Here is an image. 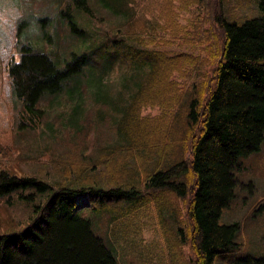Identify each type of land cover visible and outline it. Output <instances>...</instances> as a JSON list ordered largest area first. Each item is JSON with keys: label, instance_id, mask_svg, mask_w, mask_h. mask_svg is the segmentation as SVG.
<instances>
[{"label": "trees", "instance_id": "1", "mask_svg": "<svg viewBox=\"0 0 264 264\" xmlns=\"http://www.w3.org/2000/svg\"><path fill=\"white\" fill-rule=\"evenodd\" d=\"M70 1L89 11L86 0ZM98 1L121 14L117 30L135 19L132 0ZM192 1L207 8L219 0ZM256 7L258 14L242 21L215 15L222 40L210 50L215 59L211 75L206 74L207 60L150 46L138 30L106 36L101 43L105 71L122 82L114 93L100 87L96 101L89 94L95 103L118 112L113 118L120 139L117 151L130 158L109 157L103 163L117 170L108 187L101 182L56 184L0 167V198L28 209L12 227L0 228V264H118L114 251L93 230L94 215L87 209L105 206L129 212L154 192L169 204L164 208L170 212L168 226L177 236H183L184 226L175 214V198H190L186 213L193 256L187 264H214L217 256L238 245V222H220L219 216L239 185H252L250 180L243 183L236 170L242 173V162L264 143V0H256ZM70 28L88 34L72 21ZM21 49L20 59L7 63L8 75L15 98L35 121L41 117L37 104L42 95L64 94L69 83H80L81 74L97 70L87 64L92 52L72 51L57 66L43 51L29 45ZM83 89L69 95L75 112ZM146 103L156 104L158 112L143 114ZM83 195L89 206L81 205ZM262 209L264 200L258 206ZM250 261L264 264V249L255 258L247 256L245 264Z\"/></svg>", "mask_w": 264, "mask_h": 264}, {"label": "rangeland", "instance_id": "2", "mask_svg": "<svg viewBox=\"0 0 264 264\" xmlns=\"http://www.w3.org/2000/svg\"><path fill=\"white\" fill-rule=\"evenodd\" d=\"M132 1L135 19L117 30L121 14L113 13L98 0H86L89 11L75 7L70 0H0V167L17 174H35L56 184L101 182L111 186L117 170L103 163L109 157H130L117 151L120 139L113 118L118 112L95 103L89 94L102 95V86L112 88L114 93L122 82V78H112L105 71L101 43L106 36L138 30L141 40L150 46L207 60L206 74L211 75L215 59L210 50L219 47L222 40L215 15L242 21L258 14L256 0H219L207 8L192 0ZM70 21L88 34L74 32ZM23 45L47 53L57 66L72 51L92 52L87 64L97 66V70L93 75L81 74L78 84L69 83L66 94L42 95L37 104L41 117L32 120L15 98L7 69L10 59H20ZM81 86L84 97L79 112H75L69 95ZM158 109L156 104L146 103L141 112L156 114ZM242 163L244 171L236 173L243 183L250 180L252 185H239L219 216L220 222H238V245L217 256L214 264H245L247 256L255 258L264 249V209L258 210L264 200V143ZM80 198L81 205L89 206L86 195ZM160 198L161 194L154 192L149 201L121 214L123 207L87 209L94 215L93 230L114 251L118 264H187L192 259V227L186 213L190 198H175L179 206L175 214L184 226L183 236H177L174 227L169 228L170 212L164 209L169 204H163ZM26 208L14 200L6 204L0 198V228L12 227L26 216ZM115 212L118 214L113 218Z\"/></svg>", "mask_w": 264, "mask_h": 264}]
</instances>
